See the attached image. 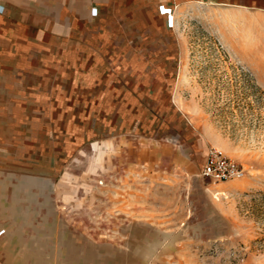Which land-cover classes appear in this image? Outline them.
<instances>
[{
  "label": "rangeland",
  "instance_id": "obj_1",
  "mask_svg": "<svg viewBox=\"0 0 264 264\" xmlns=\"http://www.w3.org/2000/svg\"><path fill=\"white\" fill-rule=\"evenodd\" d=\"M158 11L166 27H67L13 58L31 93L0 97L19 123L4 194L100 264H264V0ZM211 147L245 176L203 177Z\"/></svg>",
  "mask_w": 264,
  "mask_h": 264
},
{
  "label": "crops",
  "instance_id": "obj_2",
  "mask_svg": "<svg viewBox=\"0 0 264 264\" xmlns=\"http://www.w3.org/2000/svg\"><path fill=\"white\" fill-rule=\"evenodd\" d=\"M235 2L236 0H0V97L31 93L30 89L19 88L15 83L12 87V81L19 79L17 69L10 67L13 58L19 56L21 49L33 47L36 40L65 36L67 27H166L165 20L158 11V6L163 3L175 6L179 20L181 10L192 7L195 3L224 5ZM249 5L254 3L250 2ZM93 7L99 9L96 17L91 15ZM5 106L3 98L0 99V158L3 157V144L12 142L10 133L13 134L12 129L17 132L19 125L12 114L6 120L3 119ZM13 106L15 105L11 101L9 108L14 110ZM4 172L8 173L0 168V176ZM8 174L17 175L12 172ZM4 192L0 178V264H51V260L56 261L55 257H58V264L102 263L103 259L97 248L83 246L76 235L67 237L66 231L59 247L52 249L45 242L46 236L41 231L34 232V220L23 210L28 201L9 199ZM109 260L104 261L108 264ZM119 264H124L122 259ZM132 264H139L138 259Z\"/></svg>",
  "mask_w": 264,
  "mask_h": 264
},
{
  "label": "built area",
  "instance_id": "obj_3",
  "mask_svg": "<svg viewBox=\"0 0 264 264\" xmlns=\"http://www.w3.org/2000/svg\"><path fill=\"white\" fill-rule=\"evenodd\" d=\"M245 174L246 169L240 162L216 147L209 149L201 170L203 177L210 178L216 182L242 179Z\"/></svg>",
  "mask_w": 264,
  "mask_h": 264
},
{
  "label": "bare ground",
  "instance_id": "obj_4",
  "mask_svg": "<svg viewBox=\"0 0 264 264\" xmlns=\"http://www.w3.org/2000/svg\"><path fill=\"white\" fill-rule=\"evenodd\" d=\"M221 147H223V145L221 146ZM225 149V148H224ZM219 194V193H218Z\"/></svg>",
  "mask_w": 264,
  "mask_h": 264
}]
</instances>
